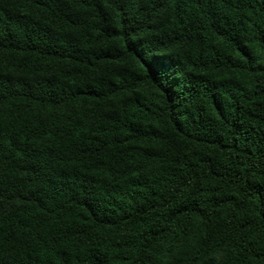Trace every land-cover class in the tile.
Returning <instances> with one entry per match:
<instances>
[{"label": "trees", "instance_id": "16d2710c", "mask_svg": "<svg viewBox=\"0 0 264 264\" xmlns=\"http://www.w3.org/2000/svg\"><path fill=\"white\" fill-rule=\"evenodd\" d=\"M0 264H264V0H0Z\"/></svg>", "mask_w": 264, "mask_h": 264}]
</instances>
